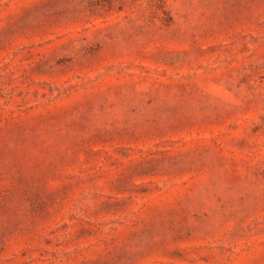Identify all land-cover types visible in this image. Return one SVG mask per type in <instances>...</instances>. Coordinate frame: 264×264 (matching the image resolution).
I'll return each mask as SVG.
<instances>
[{"label": "rangeland", "instance_id": "1", "mask_svg": "<svg viewBox=\"0 0 264 264\" xmlns=\"http://www.w3.org/2000/svg\"><path fill=\"white\" fill-rule=\"evenodd\" d=\"M0 264H264V0H0Z\"/></svg>", "mask_w": 264, "mask_h": 264}]
</instances>
